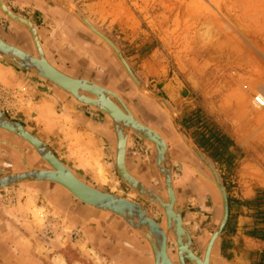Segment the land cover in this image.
<instances>
[{
  "label": "rangeland",
  "instance_id": "1",
  "mask_svg": "<svg viewBox=\"0 0 264 264\" xmlns=\"http://www.w3.org/2000/svg\"><path fill=\"white\" fill-rule=\"evenodd\" d=\"M66 1L76 5L119 46L140 80L148 82L161 96L168 92L176 97L171 101L181 126L217 168L228 196L232 197V206L229 225L213 246L212 263L258 264L264 239L251 235L256 216L248 203L257 190L264 189V105L255 101L257 95L264 96V0ZM0 17V34L36 53L33 44L27 45L32 43L31 37L27 41L21 38L20 26L1 10ZM11 66L16 74L6 70ZM117 78L123 94L130 93L127 97L139 108L140 116L152 118L155 126L163 122L172 125L156 100L146 98L132 80L127 85L123 76ZM49 85L0 57V108L45 141L84 181L140 202L164 224L161 210L136 194L118 173L110 117L79 103L93 121L99 118L104 123H95L94 127L82 125L66 111V105L55 99ZM184 91L190 102L181 111ZM145 100H151L150 110L145 109ZM169 124L162 126L168 129ZM172 129L179 136L173 125ZM165 134L183 220L192 236L193 251L203 256L222 218V198L211 171L185 140L176 134ZM212 134L227 139L224 152L214 151L205 143L209 136V143L216 141ZM130 136L138 141L139 162L133 166L127 159L129 169L167 196L156 167L154 145L133 132ZM175 152L181 154L177 156ZM40 186L36 190L24 186L11 188L5 191L8 194L2 193L6 209L21 232L44 237L49 242L45 243V250L56 255L58 262L64 261L63 252L71 247L77 255L84 254L86 264H115L82 229L68 223L58 209L52 208L47 195L38 193ZM104 213L107 214L100 211L99 215L104 217ZM101 223L105 225L104 220ZM138 237L147 241L139 234ZM136 245L139 249L141 244ZM168 250L171 258L177 256L172 238Z\"/></svg>",
  "mask_w": 264,
  "mask_h": 264
},
{
  "label": "water",
  "instance_id": "2",
  "mask_svg": "<svg viewBox=\"0 0 264 264\" xmlns=\"http://www.w3.org/2000/svg\"><path fill=\"white\" fill-rule=\"evenodd\" d=\"M52 1L73 11L94 34H96L105 44L110 47V49H112L131 80L136 84L143 94L153 98L160 104L162 109L168 115L174 129L179 134V136L185 140L188 147L196 153L199 159L211 171L213 175V182L218 188L222 198L223 216L217 228L215 229L214 234L209 240L205 251L204 261L200 257L196 256L192 250V236L183 220L182 204L179 200H177L175 194L171 164L172 157L170 155L168 144L159 134L161 132L149 125L140 122L136 117H134L122 98L115 92L94 83L92 80L71 76L57 68L54 64L50 63V60L48 59L40 41L39 32L38 29H36V25L30 19L14 12L4 0H0V10L2 11L3 15L15 24L23 25L28 30L29 34L32 35L34 40L36 53H26L18 47L10 45L9 43L11 42L7 41L0 34V57L23 70L25 73L43 79L51 86L58 87L63 92L71 96L76 102L83 105L93 106L99 111L108 115L111 119L112 127L116 133V150L114 147L115 163L118 173L120 174L123 181L144 200L148 201L149 203H153L154 205L161 204L165 208L168 215L167 232H169V235L173 234V238L175 237L177 239V252L181 264H185V259L191 261L192 264H210V255L212 253L213 246L227 224L230 211L227 188L221 179L217 168L204 155L198 145L180 125L177 120V113L172 109L166 99L152 90L147 83L140 80V78L132 69L128 60L125 58L119 46L106 33H104L93 22H91L76 5L66 0ZM124 110L130 114L132 118L131 123L126 122L125 119H123L124 115L122 114H125ZM120 116L123 117L121 118ZM2 120L5 121V126H3L4 124L2 125L5 127V129H8L10 132L11 130L14 131V129H17V132H15L16 130L14 131L15 134L25 137L32 144H34L38 151L47 159L48 165L51 167V169L33 171L34 169L26 163V167L29 170L21 171V173L18 174L16 178H13V176L17 174L16 172V174L11 173L6 175V177H0V191L8 190L9 188L29 183L33 180H51L56 183H60L61 185L68 188L75 195L76 199L93 208L118 215L130 226H132L141 236L148 238L151 242L155 259L157 257V252L154 246H156L157 243L153 244L154 241H152V239H154V235H157L156 231L153 229V227H156V230L161 233V240L159 243L160 253L163 255V257L168 256V233H165L160 228L161 225L153 217L147 207L138 201L105 191L87 183L86 181H83L82 178L76 176V174H74L72 170L55 155L52 148L45 141L30 132L22 122L12 119L5 111L0 110V124ZM6 122H10L11 125L7 124ZM131 132L154 145L157 151V170L164 183L165 189L167 190L169 196L168 198H165L164 196L162 197V195L157 193L155 189L151 188L129 169L127 164V148ZM175 207L177 210H175ZM137 214L138 216H136ZM145 224H148L150 229H148L147 225ZM170 228H174V232L169 231ZM183 243L187 244V249H185V251L182 250ZM156 264H159V262L156 261Z\"/></svg>",
  "mask_w": 264,
  "mask_h": 264
},
{
  "label": "crops",
  "instance_id": "3",
  "mask_svg": "<svg viewBox=\"0 0 264 264\" xmlns=\"http://www.w3.org/2000/svg\"><path fill=\"white\" fill-rule=\"evenodd\" d=\"M4 1L14 12L30 19L36 25L39 32L40 41L48 59L52 64H54L63 72L74 77L88 78L91 75H94L95 77L100 79L102 75L99 72H97V74L95 73L97 69H100L101 71H104V69H106L104 60H106V62L115 61V57H113L111 49H109L106 44H103L101 41H99L97 37L92 35V33H90L91 31H89V29L82 23L81 20H79V18H77L76 16L74 17L73 14L70 13V11H68L60 4L52 0ZM0 20L3 21L2 17H0ZM17 26H20L21 28L20 37H25L26 41L29 40L28 38L30 37V34L28 30L23 25ZM27 45L31 47L32 43L29 41ZM95 49L104 52L105 59H101L103 61L96 60V56L94 57L92 55ZM23 50L31 54H33L34 51L32 48H23ZM5 68L10 73L16 74L14 67L11 66ZM145 83L149 84L146 81ZM49 88L55 99L59 100L63 105H66V111L76 121L80 123L82 122V125H86L87 127H94L95 123L104 124L101 120H99V118L93 121L92 118L88 116V110L86 111L84 108H82V105H80L71 96L63 92L58 87L49 85ZM162 88L163 90H166L165 85ZM166 93L167 96L162 97H164L172 107V109L175 110L176 108L171 100L176 97H173L171 93ZM187 95L188 94L184 91V98L180 101L181 109H179L181 111L185 110L190 102L186 99L188 97ZM4 111L9 115L7 110ZM145 118L147 119V117ZM110 124L112 126V122H110ZM155 125L153 124L151 127L160 131L161 133L163 132V136H166L165 133L172 136V132L169 127L168 129L166 127L165 129L163 128V126H165L164 122L161 125ZM110 129H113L114 138L116 139L114 128L110 127ZM106 132L104 131V135H106ZM108 132L111 133V130ZM101 133H103V131ZM115 139L112 142L113 145L115 144ZM137 143L138 141L135 140V138L131 136L129 137L127 159L133 166H136V164H138L137 162H139V159L137 158L139 155V151L137 152ZM8 170V165L4 163L2 159H0V177L5 176ZM33 183H36V181ZM22 186L31 188L33 190L37 189V187L32 185L31 183L17 185L16 187L12 188L14 189ZM59 187L63 188L61 186ZM38 190V193L42 192L41 188H39ZM5 191L7 190L0 191V264H65L63 263L65 260L63 262H58L56 260V255L54 256V254H49L50 252L47 253V251L45 250V247H47L45 246V243L49 242L44 237H40L34 233L26 235L25 233L21 232V228L19 227L18 223L12 218V215L9 214L4 204V202L6 203V201L4 200L2 193L8 194V192ZM65 192L67 194L68 191L66 190ZM68 193L70 194V192ZM46 197H48L52 208L58 209L61 212V210L55 204V201H53L49 195H47ZM72 203L73 204L71 205L74 210V214L77 216L78 220L81 223L80 226L74 224V222H70L65 216L63 217H65L66 221H68V223H70L71 225L82 229L91 242L97 243L100 239L103 242L108 241L109 244H115L116 239L118 249L123 248V243L126 242L125 239L132 240L135 242V244H141L142 241L139 239L138 234L135 233V231H131V229L128 228L123 220L116 221L112 217H108L107 214L109 213H107L106 215L104 213V217H102L99 215L100 211L103 212L102 210L95 209L93 207L91 208L83 202L74 201ZM101 220L105 221V225H102ZM128 254V258L131 257V260H134V264H138L137 256L132 251L128 252ZM73 264H86V260L77 258V260L74 261Z\"/></svg>",
  "mask_w": 264,
  "mask_h": 264
},
{
  "label": "flooded vegetation",
  "instance_id": "4",
  "mask_svg": "<svg viewBox=\"0 0 264 264\" xmlns=\"http://www.w3.org/2000/svg\"><path fill=\"white\" fill-rule=\"evenodd\" d=\"M73 16L75 17V15H73ZM109 49H110V47H109ZM111 51H112V49H111ZM33 53H35V52H33ZM92 55L94 57L96 56V58H97L96 60H101L103 58L105 59L104 52H102L101 50L95 49L94 53H92ZM112 55H113V57H115L114 62H106V60H104L106 69H104V71H101L100 69L96 70L95 74H97V72H99L102 75V77L100 79L95 77L94 75H91L88 78L87 77L86 78L85 77H76V78L89 79V80L97 82L98 84H101L102 86L109 88L111 91L115 92L116 94H118L122 98V100L125 102L127 107L130 108V110L135 114V116L139 120H141L146 125L152 126L154 124L153 119L152 118L148 119V117L146 119L145 117L140 116L139 108L135 104H131V102L128 99V97L131 96L130 93L123 94L124 90H121L120 82L118 81L117 76H119V75L123 76L125 81L127 82V85L130 84L131 78L129 77V75H127L128 73L126 72V70L124 69L120 60L118 59V57L116 56V54L113 51H112ZM101 61H103V60H101ZM149 87L152 90H154L150 84H149ZM86 94H88V93H86ZM148 97L149 96H147L146 98H148ZM149 99H151V97H149ZM149 102L145 101V105H146L145 109L150 110L149 109L150 107L148 106ZM158 105L160 106L159 103H158ZM162 112H163V115H165V116L167 115L164 110H162ZM154 113H156V112H154ZM167 117H168V115H167ZM178 118L179 117H177V120L180 123ZM165 124H169V122L165 123ZM180 125H181V123H180ZM168 126H170L172 136H174L176 133L173 131L172 125L169 124ZM176 136H178V135L176 134ZM178 137H181V136H178ZM0 140H5V142H0V159H2L3 162L6 163L9 167V170L7 171L5 176L9 175L11 173H15V172L26 171L27 170L26 163L30 167L51 169V167L38 156V154L36 153L34 148L30 144H28V142L25 141L21 136H18L17 134H15L13 132H10L8 130L0 128ZM179 146L181 147V145H179ZM174 154L178 156L181 153L177 154L175 152ZM29 183H31L32 185H34L36 187L41 185L40 186L41 191L44 192L46 195H49L52 198V200L55 201V204L61 210V213L63 214V216H65L70 222H74V224L80 226L81 223L78 220L77 216L74 214V210H73L72 205H71L73 203H71V201H70V200H72V201L74 200V201L79 202L78 199H76L73 195L69 194L68 192L66 194V192L64 190H60L61 188L59 187V185H57L55 183H46V182L45 183L44 182H36V183L29 182ZM113 216H114L113 217L114 220H116V221L121 220L122 221V219L119 216H116V215H113ZM126 225L128 226V228L131 229V231H134L132 229V227H130L128 224H126ZM125 240H126V242L123 243L124 249L123 248L122 249L116 248L117 247L116 239H115V244H109L107 241L103 242L100 239L96 244L98 245L101 253L107 255L108 258L112 262H114L115 264H131V263L134 264V262H133L134 260L132 261L131 257L128 258V256H129L128 252H130V251H132L134 254H137V253L140 254L139 256L136 255L137 260H138V264H153L152 256L149 253V246L145 240H143L141 242V245H140L141 247L139 246V249L137 248L138 246L135 244L134 241L128 240V239H125ZM63 253H64L65 264H73L74 261L77 260V258L84 259V260L86 259L83 255L79 256L76 253H74L73 249L71 247H69V249H67V251H65ZM199 256H201V255H199ZM201 257H203V256H201ZM172 259H173L175 264H180L178 256L172 255ZM185 264H192V263L188 259H185ZM210 264H213L212 259H210Z\"/></svg>",
  "mask_w": 264,
  "mask_h": 264
},
{
  "label": "bare ground",
  "instance_id": "5",
  "mask_svg": "<svg viewBox=\"0 0 264 264\" xmlns=\"http://www.w3.org/2000/svg\"><path fill=\"white\" fill-rule=\"evenodd\" d=\"M80 20V19H79ZM84 24V23H83ZM36 29H37V27H36ZM100 29V28H99ZM30 37H31V39H32V44L34 45V40H33V38H32V35L30 34ZM10 45H13V43L11 42V43H9ZM13 46H15V47H18L19 49H21L22 51H24V52H26V53H28L27 51H25V50H23V48L22 47H19V46H16V45H13ZM35 47V46H34ZM25 49V48H24ZM51 63V62H50ZM128 75V74H127ZM94 82V81H93ZM94 83H96V84H98L97 82H94ZM100 85V84H99ZM102 86V85H101ZM104 87V86H103ZM104 88H107V87H104ZM107 89H109V88H107ZM110 90V89H109ZM102 98V97H101ZM101 98H100V100H101ZM1 111H3L2 109H0ZM129 110H130V108H129ZM131 111V110H130ZM132 112V111H131ZM124 113L125 114H122V115H124V117L123 116H120L121 118L123 117V119H125V121L126 122H129V123H131V120H132V118H131V116H130V114L126 111V110H124ZM132 115L134 116V117H136L135 116V114L132 112ZM137 118V117H136ZM138 119V118H137ZM139 120V119H138ZM140 121V120H139ZM141 122V121H140ZM7 123V122H6ZM4 124V125H3ZM7 124H10V122L9 123H7ZM5 126V121L4 120H2L1 121V124H0V128H2V129H5V127H3V126ZM11 125V124H10ZM17 128V127H16ZM5 130H8V129H5ZM16 130V131H15ZM9 131V130H8ZM14 131L15 132H17L18 130L17 129H14ZM14 131H12L11 130V132H13V133H15ZM158 132V131H157ZM132 133V132H131ZM159 133V132H158ZM163 138H164V140L166 141V139H165V137L161 134V133H159ZM115 136H116V133H115ZM25 141H27L28 142V144H30L33 148H34V150L36 151V153L38 154V156L42 159V160H44L47 164H48V161H47V159L44 157V155H42L39 151H38V149L36 148V146L34 145V144H32L28 139H26L25 137H22ZM39 138V137H38ZM117 140V139H116ZM0 142H5V140H0ZM166 143H167V141H166ZM27 144V143H26ZM20 146V145H19ZM21 150V149H20ZM22 154V153H21ZM23 159V158H22ZM156 164H157V160H156ZM31 165V164H30ZM33 166V165H32ZM68 166V165H67ZM69 167V166H68ZM156 167H157V165H156ZM26 168V167H25ZM34 170L33 171H42V170H46V169H43V168H36V167H32ZM70 168V167H69ZM71 169V168H70ZM29 169H27L26 171H28ZM72 170V169H71ZM32 171V172H33ZM72 172L74 173V174H76L73 170H72ZM17 173V174H16ZM15 174L16 175H14L13 176V178H16V176H18V174H20L21 172H16ZM63 176V175H62ZM76 176H78L77 174H76ZM6 177V176H5ZM79 177V176H78ZM80 178V177H79ZM82 180V179H81ZM107 180V179H106ZM38 180H36V182H37ZM84 181V180H83ZM109 181V180H108ZM31 182H35V180H33V181H31ZM42 182H51V183H55V184H57V185H59V186H61V187H63L64 189H66L68 192H70L74 197H75V195L68 189V188H66L65 186H63V185H61L60 183H56V182H54V181H51V180H44V181H42ZM214 185H215V183H214ZM216 186V185H215ZM164 188H165V186H164ZM217 188V187H216ZM218 189V188H217ZM165 191H166V195L167 196H164V195H162V194H160L158 191H156L157 193H159L160 195H162V197L164 196L165 198H168L169 196H168V193H167V190L165 189ZM175 194H176V191H175ZM176 198H177V196H176ZM164 200V199H163ZM177 200H179L178 198H177ZM181 203V202H180ZM151 204H153V203H151ZM154 205V204H153ZM89 206V205H88ZM156 207H158L160 210H161V212L163 213V216H164V224H160L161 226H160V228L165 232V233H168V245H169V241H170V239L172 238L173 239V241L175 242V245H176V253H177V256H178V245H177V239L174 237L173 238V234H170L169 235V232H167L168 231V229H167V225H168V215H167V212H166V210H165V208L161 205V204H159V205H155ZM91 207V206H90ZM96 209V208H95ZM175 210H177L176 209V207H175ZM104 212V211H103ZM138 213V212H137ZM109 214H111V213H109ZM113 215H115V214H113ZM116 216H118V215H116ZM136 216H138V214L136 215ZM222 216H223V214H222ZM154 217V216H153ZM155 218V217H154ZM122 219V218H121ZM222 219V218H221ZM123 220V219H122ZM173 220V219H172ZM126 224H128L125 220H123ZM221 221V220H220ZM173 222H174V220H173ZM174 225H176L175 223H173ZM129 225V224H128ZM145 225H147V227H148V229H150L149 228V226H148V224H145ZM130 226V225H129ZM130 227H132V226H130ZM132 229L133 230H135L133 227H132ZM153 229L156 231V233H157V235H154L153 237H154V239H152V241H154V243L153 244H156L157 243V245L156 246H154V248H155V250H156V252H157V257H156V259H155V255H154V252H153V248H152V245H151V242H150V240L148 239V238H146V237H143V239H146L147 240V242H148V244H149V247H150V252H151V256H152V260H153V264H156V261L157 262H159V264H175L174 263V261H173V259L171 258V256H170V254H169V250H168V245H167V254H168V256L167 257H163V255L160 253V245H159V243H160V240H161V233L160 232H158L157 230H156V227H153ZM174 228H170V230L169 231H171V232H174ZM136 231V230H135ZM137 232V231H136ZM170 232V233H171ZM215 232V231H214ZM138 233V232H137ZM152 233V232H151ZM139 234V233H138ZM140 235V234H139ZM158 239V240H157ZM209 243V242H208ZM208 245V244H207ZM206 248H207V246H206ZM185 249H187V244L186 243H183V245H182V250L183 251H185ZM193 250V249H192ZM205 251H206V249H205ZM194 254L196 255V256H198L195 252H194ZM198 257H200V256H198ZM203 261H204V259H205V252H204V255H203V257H200ZM178 259H179V262H180V264H181V261H180V258H179V256H178ZM210 259H211V255H210ZM191 262V261H190ZM194 262H196V261H194ZM192 263V262H191Z\"/></svg>",
  "mask_w": 264,
  "mask_h": 264
},
{
  "label": "trees",
  "instance_id": "6",
  "mask_svg": "<svg viewBox=\"0 0 264 264\" xmlns=\"http://www.w3.org/2000/svg\"><path fill=\"white\" fill-rule=\"evenodd\" d=\"M203 134H205V132ZM209 137H206L207 139H205V143H208L213 148L214 151L224 152L226 150L227 139L222 140L221 139L222 137L220 135H217L215 137L216 141L209 143L210 142ZM229 204H230V212H231L232 197L230 195H229ZM248 204L251 206V208L255 210V216H256V225L251 230V235L254 237L264 239V189L257 190L255 196L249 201ZM229 222H230V217L227 221L224 230H226V228L228 227ZM258 264H264V251H261L260 253V259Z\"/></svg>",
  "mask_w": 264,
  "mask_h": 264
},
{
  "label": "built area",
  "instance_id": "7",
  "mask_svg": "<svg viewBox=\"0 0 264 264\" xmlns=\"http://www.w3.org/2000/svg\"><path fill=\"white\" fill-rule=\"evenodd\" d=\"M255 101L258 105H264V96L262 94L257 95Z\"/></svg>",
  "mask_w": 264,
  "mask_h": 264
}]
</instances>
